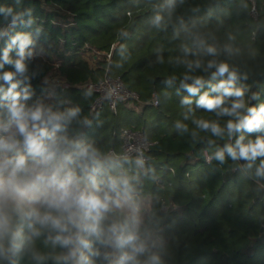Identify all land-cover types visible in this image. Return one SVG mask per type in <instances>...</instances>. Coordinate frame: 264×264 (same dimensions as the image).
<instances>
[{
  "label": "trees",
  "instance_id": "16d2710c",
  "mask_svg": "<svg viewBox=\"0 0 264 264\" xmlns=\"http://www.w3.org/2000/svg\"><path fill=\"white\" fill-rule=\"evenodd\" d=\"M222 64L228 71H219ZM108 65L139 101L92 112L96 94L85 85ZM51 73L70 87L50 96ZM202 98L221 103L209 107ZM261 107L264 0H0V123L9 127L5 151L13 161L6 166L23 156L31 169L40 159L18 126L38 123L54 132L65 171L111 197L95 230L41 224L29 213H60L5 198L0 264H264V153L240 154L264 141ZM37 108L43 123L31 120ZM257 115L262 122L249 130L246 119ZM124 129L143 131L150 143L144 169L134 158L109 157L122 151ZM82 148L88 157L77 156ZM16 176L29 178L24 170ZM136 192L151 198L138 224L114 205ZM120 235L135 239L122 244Z\"/></svg>",
  "mask_w": 264,
  "mask_h": 264
},
{
  "label": "clouds",
  "instance_id": "9594fccd",
  "mask_svg": "<svg viewBox=\"0 0 264 264\" xmlns=\"http://www.w3.org/2000/svg\"><path fill=\"white\" fill-rule=\"evenodd\" d=\"M18 68H22V64H17ZM221 73L228 71V66L222 64L219 68ZM4 78L6 80H11L12 74L6 73ZM199 83V81H197ZM223 87V84L220 85ZM15 87V85H13ZM195 91V89H192ZM226 91H229L226 89ZM236 95H242V91L237 90ZM201 103H206L209 107H213L221 103L219 99H201ZM236 107H239L237 104ZM13 115L20 117L22 116V108H17L15 104L11 106ZM253 112L255 109L252 110ZM261 112H264V107H261ZM42 111L37 108L35 111L31 112V120L36 122L41 121ZM50 119H59V117H53ZM262 119L259 115L254 116L251 119H246L245 126L251 130L254 127H258ZM19 130L24 134L26 143L29 146L30 152L34 157H40L37 159L31 169L25 168V158L20 156L14 162L11 175L7 180L0 178V205L7 197H27L31 201H39L47 206L49 209L56 210L60 213L59 216L52 215L51 212L40 216L39 213L35 211L29 213V215H36L37 219L41 224L51 222L54 227H58L62 230H67L68 225L72 224L77 227H84L88 229L95 230V221H98L101 216V211L108 207V201L111 199L107 192L101 197L98 192L99 188H96L94 192H90L87 188L81 187V180L76 177L72 171H65V164L62 162H57V153L61 151L60 146L57 144L54 138V132L49 133L46 128L41 127L38 123H32L31 128H29L28 122L21 119L18 121ZM208 127L207 124L203 125ZM231 128L232 125L229 124ZM239 127V125H237ZM55 128H59V124L55 125ZM216 131L217 129H213ZM47 138L50 143L45 142ZM9 145L0 139V149L7 148ZM264 153V141H259L255 146L242 147L240 154L246 156L249 150L252 151L253 155H256L257 150ZM231 152L232 149H229ZM235 156V152L232 153ZM77 156L80 158H85L89 156L88 149L82 148ZM222 159V154H220ZM0 172L8 164H13L12 160H5L0 153ZM65 161L71 160V157L65 156ZM96 161L93 160V164ZM87 167V165H85ZM19 170H24L29 174V178L17 179L16 173ZM93 172L97 171L94 167ZM93 185H95V179L92 178ZM127 185V181L123 182ZM118 186V181L111 180L108 184V188L115 191ZM91 219L93 223H87ZM7 217L0 212V231L7 230ZM111 231L116 233L117 227L113 225ZM117 240L120 243H128L135 239L133 235L127 236H117ZM67 242V241H66ZM82 243H87L86 241H81ZM141 247H137L136 251H141ZM129 257L125 256V259Z\"/></svg>",
  "mask_w": 264,
  "mask_h": 264
},
{
  "label": "built area",
  "instance_id": "2783aa9c",
  "mask_svg": "<svg viewBox=\"0 0 264 264\" xmlns=\"http://www.w3.org/2000/svg\"><path fill=\"white\" fill-rule=\"evenodd\" d=\"M256 14L254 7L253 15ZM112 53L107 54V61L110 64ZM58 65V64H57ZM70 87V84L65 81L59 75H55L53 80L49 83L48 90L49 95L53 96L57 90H66ZM85 88L96 94V99L91 107V111H97L102 109L106 104L113 111L117 112V105L120 102H133L139 101V96L127 89L125 84L120 78H113L109 73V65L107 66L105 75L98 81H91L85 85ZM153 104L157 105V99H153ZM9 127L0 123V139L5 141ZM122 138V151L115 153L110 151L109 157L113 158H134L138 166L142 169L145 168L147 157L145 155L146 150L150 146L145 134L140 130L124 129L121 134ZM3 159L7 160V153L5 149H0ZM2 162V160H0ZM5 168V167H4ZM3 168V169H4ZM3 171V170H2ZM3 172H0V178H3Z\"/></svg>",
  "mask_w": 264,
  "mask_h": 264
},
{
  "label": "rangeland",
  "instance_id": "374dc122",
  "mask_svg": "<svg viewBox=\"0 0 264 264\" xmlns=\"http://www.w3.org/2000/svg\"><path fill=\"white\" fill-rule=\"evenodd\" d=\"M150 20H151V22L154 21L153 18H150ZM139 21H141L140 25L142 26V29H144L145 25L148 23V20H145V19L141 18ZM55 75L57 76L58 74L57 73H51L47 77L48 84L53 80ZM130 105L133 106L132 104H130ZM10 135L11 134H9V132H8L7 137L10 138L11 137ZM3 149H5V148H3ZM11 172H12V170L10 169V167L5 166V168L3 169V174H4L3 179L7 180L9 178V176L11 175ZM94 188L96 189L98 187L95 186ZM98 194H100V195L103 194V191H102L101 188H99ZM132 197H136V199L133 200ZM9 198L10 199H15V200H17L19 202H22V203H25V204H37V203H39V201H31L27 197H23V198H21V197H16V198L9 197ZM114 205H115V207L117 209H120L121 211L126 213L129 217H131L133 219V221L136 224H138V223H140L143 220L145 215L150 210L151 198H150V196H143V195H141L140 193H137V192L134 193L133 195L125 194L123 196H116L114 198Z\"/></svg>",
  "mask_w": 264,
  "mask_h": 264
},
{
  "label": "water",
  "instance_id": "95a60500",
  "mask_svg": "<svg viewBox=\"0 0 264 264\" xmlns=\"http://www.w3.org/2000/svg\"><path fill=\"white\" fill-rule=\"evenodd\" d=\"M132 199L135 200L136 197H132ZM263 234H264V226H263L262 229H261V233H260V235H263Z\"/></svg>",
  "mask_w": 264,
  "mask_h": 264
}]
</instances>
